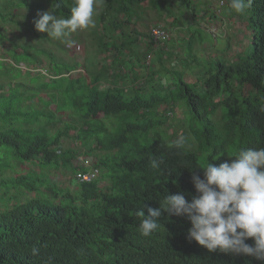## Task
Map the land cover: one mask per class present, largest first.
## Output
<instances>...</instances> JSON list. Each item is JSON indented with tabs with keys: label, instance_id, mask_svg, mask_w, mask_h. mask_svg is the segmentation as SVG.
<instances>
[{
	"label": "trees",
	"instance_id": "obj_1",
	"mask_svg": "<svg viewBox=\"0 0 264 264\" xmlns=\"http://www.w3.org/2000/svg\"><path fill=\"white\" fill-rule=\"evenodd\" d=\"M57 2L60 7L52 8ZM212 4L211 0L198 4L194 0H102L100 57L111 64L77 77L72 76L77 65L35 44L16 48L11 56L26 57L27 61L21 58L16 63L34 70L44 67L41 57L48 58L53 77L35 76L0 61L4 77L0 172L25 165L42 167L41 173L23 169L20 175L0 180L1 197L11 189L16 197L25 191L34 196L1 213L0 264H264L251 256L209 252L190 241L186 215L162 210L158 230L149 237L139 232L136 212L144 205L159 208L171 194L182 193L189 202L197 195L192 175L202 178L204 164L218 166L234 159L241 149L264 148V0H252L244 13L232 10L230 0L223 7L228 19L240 20L241 39L234 31L230 35L220 31L213 37L199 29V15L205 19L210 13V20L216 21ZM73 6L74 0H0V45L8 40L1 27L9 20L21 23L14 19L16 9L50 10L58 18H68ZM147 6L158 11L160 20L166 15L168 25L179 27L177 31L185 35L156 43L149 31L134 29ZM30 25L24 23L26 29ZM232 26L230 22L228 28ZM33 30L37 32L34 26ZM234 37L236 52L231 45ZM9 41L15 44L14 39ZM222 41L220 48L201 49L208 52L207 58L196 54V44ZM32 45L42 55L34 62L27 51ZM175 47L182 49L184 57L170 51ZM127 64L131 77L123 74ZM140 64L146 74L137 70ZM25 75L30 80L19 81ZM190 75L192 82L187 80ZM141 80L144 84L138 85ZM32 83L37 85H28ZM74 109L79 119L64 120ZM61 122L64 128L58 127ZM70 130L77 132L73 137L83 151L60 147L62 137H72ZM180 135L188 137L189 148L174 147ZM79 155L92 157L103 168L100 180L77 185V190L48 186L54 203L40 198L50 173L44 169L62 160L65 168L76 172L72 162ZM153 158L162 161L157 169L150 165ZM100 181H108L107 186H100ZM144 212L148 214L147 207ZM246 243L254 241L249 238ZM34 246L40 250L37 256L31 254Z\"/></svg>",
	"mask_w": 264,
	"mask_h": 264
},
{
	"label": "clouds",
	"instance_id": "obj_2",
	"mask_svg": "<svg viewBox=\"0 0 264 264\" xmlns=\"http://www.w3.org/2000/svg\"><path fill=\"white\" fill-rule=\"evenodd\" d=\"M101 3L102 0H74V6L71 8V15L68 18H58L54 11L50 10L43 13L38 12V18L34 20V27L39 32L47 33L48 37L62 40L71 46L74 41L68 37L72 33L95 27L94 16ZM251 4L252 0H230V8L236 13H244L251 7ZM53 7L59 8L60 3L57 2L54 6L52 5ZM0 24H2L1 18ZM3 28L1 27V32H3ZM165 30L167 29L165 28ZM168 33L170 34L169 31ZM18 64L21 66L24 63ZM18 64L13 65L19 67ZM20 69L23 70V68ZM29 70L36 72L37 69L27 68V71ZM38 70L44 76L53 77L42 68ZM85 74H87V70ZM169 116L171 115L169 114ZM62 138L60 147L63 150L73 149L64 148ZM174 147L179 150L189 148L188 137L178 136L174 141ZM58 153H61V150ZM78 158L80 161L77 163ZM161 162L153 158L150 160V165L153 169H157ZM13 164L16 167L15 161ZM32 166H37L38 170L25 168V165L17 170L0 172V180L20 175L23 173V169L41 173L40 165ZM72 166L77 168L76 172L71 171L72 174L66 177L70 178V182L74 185L72 190H77V185L90 184L100 180L103 172V168L96 166L94 159L86 155L77 156L73 160ZM59 168L66 176L67 168L62 164V160L59 165L50 166L49 172ZM200 168L203 170L202 178L199 174L192 175L197 195L193 196L190 202L185 199L182 193L171 194L165 197L159 208L144 205L136 212V216L140 219V234L149 237L158 230L160 227L159 217L162 210H165L170 215H186L191 224L187 232V239L197 242L209 252L246 255L264 261V148L241 149L234 159L222 162L218 166L207 162ZM9 172H13L15 175L8 174ZM50 186L60 187L58 184ZM42 189L46 191L48 187ZM1 194L2 190H0V215L34 197L26 191L20 195L21 197H16L13 189L6 197H1ZM144 207H147V215H145ZM249 238L254 241V244L246 243ZM39 251L38 247L31 248L33 256L39 255Z\"/></svg>",
	"mask_w": 264,
	"mask_h": 264
},
{
	"label": "rangeland",
	"instance_id": "obj_3",
	"mask_svg": "<svg viewBox=\"0 0 264 264\" xmlns=\"http://www.w3.org/2000/svg\"><path fill=\"white\" fill-rule=\"evenodd\" d=\"M200 1L206 2V1H210V0H194L195 4L200 3ZM212 1V8L216 11V21H211L209 18V14L207 13L205 16V19L201 18L200 15L197 16V21L199 22V29H201L202 31H208L210 34H212L213 37H216L218 33H220V31H224L226 32L228 35H230L232 33V31L237 32L238 35V39L242 38V32H243V27L240 24V20L237 18L235 20H231L227 18V15L224 14V11L222 10L224 6H227L228 4V0H211ZM202 10L205 9V7H201ZM103 10L102 6L100 5L97 9V14L94 16V21H95V27H90L88 29L85 30H77L75 33H72L68 39L74 41V43L69 46L66 42L62 41V40H56L53 39L51 37L47 36V33H42V32H35L33 30V26H34V20L38 18L37 13H43L42 11L37 10V12H31L26 8H20V9H16V16L14 17L15 20L20 21V25L13 23L11 20L8 21V23H6L4 25L3 31L4 33H6V35L8 36V40L3 44V42H1L0 45V61H4L5 66L6 65H11V64H15L17 61L24 60L27 61L26 57H22L21 55L17 54V56L15 57V59H13V57L11 56L14 53V50L16 48L19 47H23L25 44H35L37 46H41L42 48H45L46 51L50 50L53 52L54 56L59 58V59H63L64 61L77 65V70L72 73V76L77 77L78 75L81 74H85L86 70H90V71H98V69L101 68V66L104 63H107V65H110V60H105L102 59L100 57V45H99V36L102 35L101 34V25L100 27L98 26V21H99V13L100 11ZM228 10V8L226 9ZM142 14V20L140 23H136L135 25H133V28L136 30H139L143 33H147L149 31V29L154 26V25H162L164 28H166L167 30L170 29V34L172 36V38H174L175 40H178L179 38H182L185 33L179 32L177 31L178 29H180L179 27H170L168 25V22L166 21V15H163L161 17L162 20H160L158 11L154 8H152L151 6L145 9V13H141ZM122 19H124V16L121 17ZM188 19V16H187ZM191 19H188V21H190ZM28 22H32L33 26L30 25V27L28 29H26L24 27V23ZM230 22H233V28L231 27V30L228 28V25H230ZM231 32V33H230ZM41 34L42 37H39L38 34ZM45 37H44V36ZM10 39H14V41H12L13 46L11 44V42L9 41ZM142 45V42L139 43ZM223 44L220 42H217V44L215 43L214 45L210 42H206L203 47H200L198 44H196L195 47H198V52L196 53L202 60L207 58L208 52L202 50L204 47H207L208 49H210L211 47H217L220 48L221 45ZM237 44V38H233L231 41V45H233V50L234 52L238 51L239 48L236 45ZM12 46V47H11ZM223 46V45H222ZM28 47V46H26ZM39 48H36L34 45H32L31 53L30 50H27L29 52L30 56V61L34 62L37 60V58H40L42 55L40 54V52L38 51ZM174 51V54H180L179 58L184 57V55L182 54V49L179 47H175V48H170V51ZM11 50V51H10ZM211 50V49H210ZM10 51V52H9ZM20 52V51H19ZM104 54L102 53L101 56H103ZM43 60V65L44 67L42 68V70H46V73H50L51 69L49 66V59L48 58H44L41 57ZM106 62H105V61ZM151 61V57H147V61L145 62L147 65L150 63ZM176 64L178 63V59L175 58ZM15 62V63H14ZM25 65H27L26 63H24ZM21 65L18 64V66L20 68H23L24 71H27V68L25 65ZM127 66V67H126ZM125 66V71L123 72V74H129L131 77V71L129 69L128 64ZM179 67V69H182V66H180V63H178L177 65ZM98 67V68H97ZM46 68V69H45ZM156 68V67H155ZM137 70L142 71L143 73L146 74V71L142 65H138L137 66ZM17 74V73H16ZM40 72V70H36V72H33V75L35 76H42L43 74ZM107 74V73H106ZM32 75V76H33ZM48 75V74H47ZM24 77L26 78H19V81H25L26 79L29 81V77H27V75H25ZM47 77V76H46ZM4 80V77L2 76V73H0V82H2ZM187 80L192 82L194 81V77L193 76H188ZM144 81L141 80L138 85H143ZM30 86H36V83H32V84H28ZM32 89V88H31ZM41 96L43 98H46L45 94L42 93ZM38 98H36L37 101ZM70 114L65 115L64 120L66 121H70V118L73 116L76 119L78 118V114L77 111L74 110H70L68 111ZM184 116V112L180 111L178 118L179 119H183ZM172 119H169L167 124L170 125V123H172ZM63 120V121H64ZM64 123H59L58 127H63ZM172 130V129H171ZM77 134V132L75 130H70L69 131V135L72 137H68V136H64L62 138V144L64 145V148H73L77 151H83L81 148V143L79 142V144L76 142V140L74 139L73 136H75ZM93 159V158H92ZM95 160V159H94ZM80 161V158H78L77 163ZM76 163V161H75ZM34 170H38L37 166H32L31 167ZM44 170L49 171L50 168H45ZM72 169H68L67 168V173L66 176L64 175L63 171L59 169L57 170H52V172L50 173L49 176V181H47L45 183V186L48 187L50 185H60V186H68L69 188H73L74 185H72V183L70 182V178H66L68 177L71 173ZM8 174L11 175H15L13 172H9ZM108 181H102L101 182V186H107ZM50 184V185H49ZM51 187V186H50ZM49 188V187H48ZM43 190V189H42ZM40 195L39 197L45 200L50 201L49 203H54L55 200L50 199L49 196L52 194L51 190H46V191H40ZM52 198V196H50Z\"/></svg>",
	"mask_w": 264,
	"mask_h": 264
},
{
	"label": "built area",
	"instance_id": "obj_4",
	"mask_svg": "<svg viewBox=\"0 0 264 264\" xmlns=\"http://www.w3.org/2000/svg\"><path fill=\"white\" fill-rule=\"evenodd\" d=\"M149 36L156 43H164L169 39L170 34L162 25H154L149 29Z\"/></svg>",
	"mask_w": 264,
	"mask_h": 264
}]
</instances>
